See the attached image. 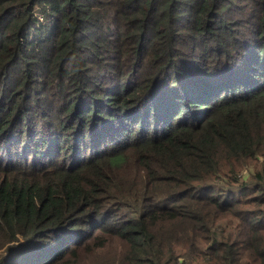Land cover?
Wrapping results in <instances>:
<instances>
[{"label": "trees", "instance_id": "obj_1", "mask_svg": "<svg viewBox=\"0 0 264 264\" xmlns=\"http://www.w3.org/2000/svg\"><path fill=\"white\" fill-rule=\"evenodd\" d=\"M0 264H264V0H0Z\"/></svg>", "mask_w": 264, "mask_h": 264}, {"label": "rangeland", "instance_id": "obj_2", "mask_svg": "<svg viewBox=\"0 0 264 264\" xmlns=\"http://www.w3.org/2000/svg\"><path fill=\"white\" fill-rule=\"evenodd\" d=\"M37 26H39V25H37ZM34 36V35H33ZM49 51L51 52L52 51V48L51 49H49ZM19 228V230L21 231V233L23 232V230H24V227H18Z\"/></svg>", "mask_w": 264, "mask_h": 264}]
</instances>
